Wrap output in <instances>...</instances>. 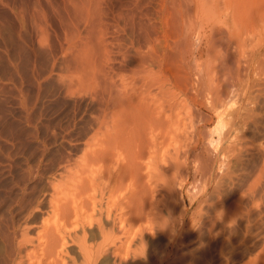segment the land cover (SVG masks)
<instances>
[{
  "label": "bare ground",
  "instance_id": "6f19581e",
  "mask_svg": "<svg viewBox=\"0 0 264 264\" xmlns=\"http://www.w3.org/2000/svg\"><path fill=\"white\" fill-rule=\"evenodd\" d=\"M227 16V0H0V165L16 143V155L57 147L0 166V264H77L68 243L79 264L145 263L155 231L173 254L174 200L211 178L198 106L222 137L234 120Z\"/></svg>",
  "mask_w": 264,
  "mask_h": 264
},
{
  "label": "rangeland",
  "instance_id": "374dc122",
  "mask_svg": "<svg viewBox=\"0 0 264 264\" xmlns=\"http://www.w3.org/2000/svg\"><path fill=\"white\" fill-rule=\"evenodd\" d=\"M227 6L230 51L237 58L234 69L240 76V82L234 78L233 86L228 87L234 120L230 122L228 113L224 115L227 135L222 137L216 116L205 105L198 106L195 122L199 134L194 141L195 149L205 151L203 158L212 157V165L208 166L211 178L204 182L197 174L196 189L188 192V185H184L174 200L175 219H172L179 224L176 229L181 224L183 228L173 254L169 258L165 256L172 248L169 238L155 231L156 234L149 237L145 263L144 259L131 257L127 264H264V0H227ZM189 42L193 49L204 46L197 33L191 35ZM209 56L210 52L204 51L194 62L200 68L205 67ZM218 62L220 58L214 61ZM182 98L178 99L181 114L190 110L187 105L188 108H183L188 102H183ZM17 144L4 157L1 167L20 159L17 157L20 154L16 155ZM44 147L42 155L31 156V149L20 155L21 161L34 164L41 156L45 160L57 154L52 138H48ZM190 161L191 156L186 162L188 166L192 164ZM3 199L1 196L0 201ZM1 205L2 209L7 208L4 202ZM165 211L162 214L168 217ZM19 215L15 216L17 220ZM68 247V254L77 258V264L81 263L76 245L68 243ZM110 256L105 259L111 260L108 263L112 262Z\"/></svg>",
  "mask_w": 264,
  "mask_h": 264
}]
</instances>
